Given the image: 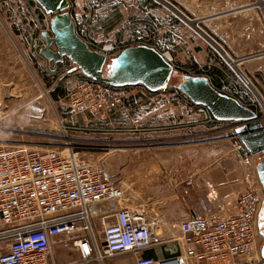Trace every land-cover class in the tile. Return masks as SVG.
Returning <instances> with one entry per match:
<instances>
[{
	"label": "rangeland",
	"instance_id": "obj_1",
	"mask_svg": "<svg viewBox=\"0 0 264 264\" xmlns=\"http://www.w3.org/2000/svg\"><path fill=\"white\" fill-rule=\"evenodd\" d=\"M69 3L68 11L76 31L91 49L103 52L106 46L115 48L107 52L108 63L125 49L140 45L166 54L174 67L168 88L165 93H156L151 101L144 98L136 102L131 100L134 106H141L140 113L118 110L110 117L111 124L105 123L100 116L75 115L65 98L55 99L53 93L62 89L67 94L79 74L75 76V71H69L61 75L59 69H52L54 63L40 54L46 43L42 34H52V17L40 10L35 0H0V147L44 152L57 147L63 150L72 143L79 147L76 151L91 158L97 168L119 177L120 181H117L122 185L123 167L131 165V157L135 154L143 155V147L106 145L105 135L101 132L81 131L85 125L101 129L108 124L112 129L126 130L128 139H152L153 144L148 148L156 156H162L174 147L212 145L218 141H221L219 150L224 153L239 150L236 140L231 139V132L213 129L209 116L201 118L199 113L191 111L184 100L189 98L182 94L186 97L183 98L179 90L185 76L197 74L193 65L201 55L199 50L213 53L226 67L231 65L221 49L226 51L227 48V9L201 0H69ZM169 3L194 22H189ZM217 28L224 34H212V29ZM104 73L107 75V71ZM240 77V82L231 83L225 91L247 103H250L249 98L258 99L263 117L264 91L260 93L256 85L246 83ZM175 90L182 99L173 94ZM121 92L126 105V98H131L127 93L135 96V86L125 87ZM155 104L158 107L153 117H148V109ZM184 105H187L186 110ZM148 127H154V131L148 134L136 131ZM169 231L177 237L175 232ZM160 233L164 234L162 228ZM122 256L114 257L109 264H121L115 262L123 260ZM62 261L67 263L69 258L66 256Z\"/></svg>",
	"mask_w": 264,
	"mask_h": 264
},
{
	"label": "built area",
	"instance_id": "obj_2",
	"mask_svg": "<svg viewBox=\"0 0 264 264\" xmlns=\"http://www.w3.org/2000/svg\"><path fill=\"white\" fill-rule=\"evenodd\" d=\"M113 50L106 46L102 51ZM123 88L82 74L69 86L65 101L75 115L100 116L111 124L110 117L124 106ZM209 120L222 122L211 114ZM81 131L103 130L88 124ZM136 131L149 133L154 127ZM61 149L28 152L0 147V264H56L52 239L62 236L64 247L79 250L77 264H104L126 254L135 257L134 264H260L252 258L257 250L255 222L261 194L244 192L238 198L237 213L225 218L180 222L177 240L163 237L158 220H148L129 209L103 217L99 233L92 223L94 207L123 201L124 187L86 154L76 151V145ZM174 241L180 243L177 254L164 259L144 257L145 251Z\"/></svg>",
	"mask_w": 264,
	"mask_h": 264
},
{
	"label": "crops",
	"instance_id": "obj_3",
	"mask_svg": "<svg viewBox=\"0 0 264 264\" xmlns=\"http://www.w3.org/2000/svg\"><path fill=\"white\" fill-rule=\"evenodd\" d=\"M201 1L205 4L221 5L220 9L228 10V19H225L228 24L227 34L225 33L228 36L226 53L237 65L231 64L226 67L213 53L210 55L209 51L206 53V50H199L201 55L194 64L197 72L195 76L207 77L216 89L238 99L244 106L256 111L262 117L258 108L260 105L258 99L249 98L250 103L243 102L238 96L227 93L225 89L235 81L240 82L241 74L239 75V73L241 71L252 85H256L260 93L262 90L264 91V0ZM223 5H227V7ZM215 8L213 7L214 10ZM218 32L221 35L224 34L222 30L219 31V28L212 29V34L217 35ZM73 67L74 65L70 61H66L63 65H59L58 69L61 75H64ZM74 74L81 76L83 73L79 70ZM56 92L58 93L56 99L61 100L66 97V91L56 89ZM134 94L135 96L133 93H127V96H131V98H126L127 104L119 109L121 112L135 111L136 113L139 111L140 113L139 107L141 106H134L131 100L136 102L137 99L144 98L151 101L156 93L140 85L135 86ZM173 94L180 95L178 92ZM184 106L186 110L187 105ZM157 107L156 105L152 109H148V117H153L152 114ZM189 108L191 111L199 113L201 118L211 114L204 107L190 106ZM225 124L227 125L224 128ZM236 125H238L236 122H218L212 125L213 129L219 128L231 132V139L236 140V145L239 148L233 153L220 151L221 141H218L212 145L196 144L174 147L168 153L156 156L152 155L149 149V146L153 144L152 139H128L127 135L129 134L126 130L112 129L108 124H105L106 127L101 128L103 131L100 134L105 135L106 145L121 148L141 146L143 155L135 154L129 163L132 166L123 167L124 185L120 184L124 187L125 199L113 205L104 202L94 207L92 218L94 230L102 231L101 220L106 215L118 209H129L144 214L148 220H158L159 226L164 232L163 237L177 240L180 222L190 218L209 216L225 218L230 214H235L240 195L252 190L261 194L263 199L256 214L257 250L252 259L257 263L264 264V187L257 171L260 159L264 158V155H252L241 140L234 137L233 128ZM114 179L120 181L117 176ZM190 180L192 184L188 185ZM146 207L148 208L146 209ZM170 229L176 233L177 237L171 234ZM64 240V236L52 239L54 262L56 264H77L80 259L79 250L75 247H64L62 245ZM179 250L180 243L177 241L168 242L145 251L144 257L164 259L177 254ZM66 256L69 258L67 263L62 261ZM121 259L123 260L115 263L134 264L135 261V257L131 254L123 255ZM112 260L113 258L107 259L104 264H109Z\"/></svg>",
	"mask_w": 264,
	"mask_h": 264
},
{
	"label": "water",
	"instance_id": "obj_4",
	"mask_svg": "<svg viewBox=\"0 0 264 264\" xmlns=\"http://www.w3.org/2000/svg\"><path fill=\"white\" fill-rule=\"evenodd\" d=\"M36 2L47 15L52 17V34L47 32L42 34L46 43L40 54L47 61L54 63L53 70H58L59 65L70 61L75 66L70 73L80 70L85 76L113 87L143 85L151 92L168 88L174 67L163 53L155 48L140 45L125 49L108 63L106 53L91 49L78 35L68 11L69 0H36ZM169 5L189 22H194L174 5L171 3ZM209 38L212 40L211 37ZM212 41L215 43L214 40ZM223 51L229 56L225 50ZM231 60L236 66L235 61ZM240 74L249 83L248 78L241 71ZM179 90L193 104L206 108L217 120L238 123L233 128L234 137L240 139L252 155H264V117L244 106L238 99L216 89L205 76H185ZM257 171L264 187L263 158L260 159Z\"/></svg>",
	"mask_w": 264,
	"mask_h": 264
},
{
	"label": "trees",
	"instance_id": "obj_5",
	"mask_svg": "<svg viewBox=\"0 0 264 264\" xmlns=\"http://www.w3.org/2000/svg\"><path fill=\"white\" fill-rule=\"evenodd\" d=\"M195 65H193V68L195 69V67H194ZM138 86H140V85H138ZM125 88V87H124ZM174 92H176V90L174 91ZM154 93H157V92H154ZM57 92L55 91L54 93H53V97L56 99L57 98ZM181 95L183 94V93H180ZM183 96V95H182ZM185 96V95H184ZM184 98H186V97H184ZM188 104H189V106H191V107H194V108H201L202 106H196L195 104H193L192 103V101H190L189 99H184Z\"/></svg>",
	"mask_w": 264,
	"mask_h": 264
},
{
	"label": "bare ground",
	"instance_id": "obj_6",
	"mask_svg": "<svg viewBox=\"0 0 264 264\" xmlns=\"http://www.w3.org/2000/svg\"><path fill=\"white\" fill-rule=\"evenodd\" d=\"M225 55V54H224ZM228 58V60L231 62L230 64H232L233 65V63H232V60L230 59V57L229 56H227V55H225V58ZM227 60V59H226ZM245 80V79H244ZM246 82V81H245ZM247 83V82H246Z\"/></svg>",
	"mask_w": 264,
	"mask_h": 264
},
{
	"label": "flooded vegetation",
	"instance_id": "obj_7",
	"mask_svg": "<svg viewBox=\"0 0 264 264\" xmlns=\"http://www.w3.org/2000/svg\"><path fill=\"white\" fill-rule=\"evenodd\" d=\"M264 159V158H263Z\"/></svg>",
	"mask_w": 264,
	"mask_h": 264
}]
</instances>
